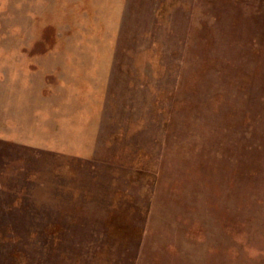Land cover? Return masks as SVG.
<instances>
[{"label":"rangeland","instance_id":"rangeland-1","mask_svg":"<svg viewBox=\"0 0 264 264\" xmlns=\"http://www.w3.org/2000/svg\"><path fill=\"white\" fill-rule=\"evenodd\" d=\"M0 264H264V0H0Z\"/></svg>","mask_w":264,"mask_h":264}]
</instances>
